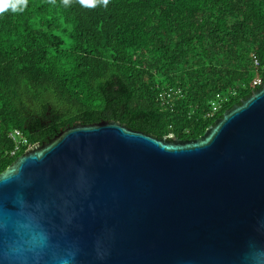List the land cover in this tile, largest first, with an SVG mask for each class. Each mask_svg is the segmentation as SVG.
<instances>
[{
  "label": "trees",
  "instance_id": "1",
  "mask_svg": "<svg viewBox=\"0 0 264 264\" xmlns=\"http://www.w3.org/2000/svg\"><path fill=\"white\" fill-rule=\"evenodd\" d=\"M263 85L264 0H27L0 14V173L77 123L198 138Z\"/></svg>",
  "mask_w": 264,
  "mask_h": 264
},
{
  "label": "water",
  "instance_id": "2",
  "mask_svg": "<svg viewBox=\"0 0 264 264\" xmlns=\"http://www.w3.org/2000/svg\"><path fill=\"white\" fill-rule=\"evenodd\" d=\"M19 167L0 200L20 190L45 202L76 264L264 262V85L198 138L77 123L0 175Z\"/></svg>",
  "mask_w": 264,
  "mask_h": 264
},
{
  "label": "clouds",
  "instance_id": "3",
  "mask_svg": "<svg viewBox=\"0 0 264 264\" xmlns=\"http://www.w3.org/2000/svg\"><path fill=\"white\" fill-rule=\"evenodd\" d=\"M26 4L27 0H0V14L22 12ZM23 176V167L9 176L0 175V191L22 183ZM77 255L74 247L59 242L45 202L20 190L0 200V264H76Z\"/></svg>",
  "mask_w": 264,
  "mask_h": 264
},
{
  "label": "built area",
  "instance_id": "4",
  "mask_svg": "<svg viewBox=\"0 0 264 264\" xmlns=\"http://www.w3.org/2000/svg\"><path fill=\"white\" fill-rule=\"evenodd\" d=\"M254 64H257L256 59H254ZM260 80L261 78L259 77L255 78L253 81V85H255ZM224 101L225 96L223 94L217 93L214 100L211 102L212 112H216L217 110H219ZM9 135L15 142V149L12 151V154L18 151L21 146L27 145V139L23 136L20 130L14 129Z\"/></svg>",
  "mask_w": 264,
  "mask_h": 264
}]
</instances>
